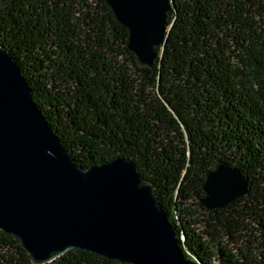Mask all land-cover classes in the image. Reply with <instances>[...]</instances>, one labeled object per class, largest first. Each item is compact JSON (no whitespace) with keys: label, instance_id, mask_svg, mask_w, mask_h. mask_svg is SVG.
Wrapping results in <instances>:
<instances>
[{"label":"trees","instance_id":"trees-1","mask_svg":"<svg viewBox=\"0 0 264 264\" xmlns=\"http://www.w3.org/2000/svg\"><path fill=\"white\" fill-rule=\"evenodd\" d=\"M172 2L152 67L106 0H0V47L76 165L135 164L184 258L264 264V0ZM221 161L249 192L207 210L202 185ZM0 264L33 263L0 231ZM49 264L122 263L74 249Z\"/></svg>","mask_w":264,"mask_h":264},{"label":"water","instance_id":"water-1","mask_svg":"<svg viewBox=\"0 0 264 264\" xmlns=\"http://www.w3.org/2000/svg\"><path fill=\"white\" fill-rule=\"evenodd\" d=\"M127 29V48L152 67L172 0H106ZM236 167L216 163L201 205L222 209L248 194ZM0 231L16 237L33 264L78 249L122 264H194L184 258L154 187L135 164L117 158L76 165L34 104L9 52L0 47Z\"/></svg>","mask_w":264,"mask_h":264},{"label":"flooded vegetation","instance_id":"flooded-vegetation-1","mask_svg":"<svg viewBox=\"0 0 264 264\" xmlns=\"http://www.w3.org/2000/svg\"><path fill=\"white\" fill-rule=\"evenodd\" d=\"M23 63L25 64V61H23Z\"/></svg>","mask_w":264,"mask_h":264}]
</instances>
